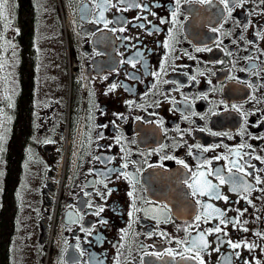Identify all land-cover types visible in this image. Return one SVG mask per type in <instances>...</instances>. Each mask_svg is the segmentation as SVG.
<instances>
[{"label": "flooded vegetation", "instance_id": "1", "mask_svg": "<svg viewBox=\"0 0 264 264\" xmlns=\"http://www.w3.org/2000/svg\"><path fill=\"white\" fill-rule=\"evenodd\" d=\"M27 1L0 0V264H264V0H35L31 41Z\"/></svg>", "mask_w": 264, "mask_h": 264}, {"label": "trees", "instance_id": "2", "mask_svg": "<svg viewBox=\"0 0 264 264\" xmlns=\"http://www.w3.org/2000/svg\"><path fill=\"white\" fill-rule=\"evenodd\" d=\"M25 6H26V10L24 11V13L26 12L28 19L26 21H23L24 16L22 14H19L18 25L21 28V38H22V35L23 37L24 35H28V40L31 41L32 37H34L36 34L34 30V26L35 24L38 23L39 10H38L35 0H28L27 2H25ZM21 75H22V72H21ZM25 149H26L25 144H23L22 141L19 142L18 139H16L9 153V155L11 156H7L6 160L7 159L14 160V157L16 158V156L18 155H21L23 157Z\"/></svg>", "mask_w": 264, "mask_h": 264}, {"label": "rangeland", "instance_id": "3", "mask_svg": "<svg viewBox=\"0 0 264 264\" xmlns=\"http://www.w3.org/2000/svg\"><path fill=\"white\" fill-rule=\"evenodd\" d=\"M45 13H46V15H47V19L45 18V19H44V22L46 23V27H47V25H48V23H49L48 18H49V16H50V8H49V5H47V8H46V10H45ZM46 27H45V28L42 27V29L39 31V36H40L42 39H45V38L48 37L49 34H52V33H48V32H49V29L46 28ZM53 35H54V34H53ZM55 37H56V36H55ZM59 149H60V154H59V161H60V159L62 158V153H63V148H62V146H60ZM59 164H60V163L58 162V163H57V166H58ZM40 203H41V197H40Z\"/></svg>", "mask_w": 264, "mask_h": 264}, {"label": "built area", "instance_id": "4", "mask_svg": "<svg viewBox=\"0 0 264 264\" xmlns=\"http://www.w3.org/2000/svg\"><path fill=\"white\" fill-rule=\"evenodd\" d=\"M63 179H64V175L63 174H59L58 175V184L56 186V188H58V191L60 193V190L62 188V184H63ZM60 195V194H59ZM59 197V196H58ZM54 238V225L52 226V228L50 229V233H49V242L52 241V239Z\"/></svg>", "mask_w": 264, "mask_h": 264}, {"label": "water", "instance_id": "5", "mask_svg": "<svg viewBox=\"0 0 264 264\" xmlns=\"http://www.w3.org/2000/svg\"><path fill=\"white\" fill-rule=\"evenodd\" d=\"M47 188H50V185L49 184H47ZM49 204H50V200L48 199L47 205H49ZM46 228H47V220L44 219L41 222V229H42L41 237H40V241L41 242L45 239Z\"/></svg>", "mask_w": 264, "mask_h": 264}]
</instances>
